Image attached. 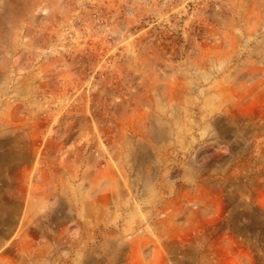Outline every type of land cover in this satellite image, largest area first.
I'll return each instance as SVG.
<instances>
[{"label":"rangeland","instance_id":"rangeland-1","mask_svg":"<svg viewBox=\"0 0 264 264\" xmlns=\"http://www.w3.org/2000/svg\"><path fill=\"white\" fill-rule=\"evenodd\" d=\"M151 228L264 264V0H0V264H130Z\"/></svg>","mask_w":264,"mask_h":264},{"label":"crops","instance_id":"crops-1","mask_svg":"<svg viewBox=\"0 0 264 264\" xmlns=\"http://www.w3.org/2000/svg\"><path fill=\"white\" fill-rule=\"evenodd\" d=\"M208 183H210L211 186H214V182H210V180H207L206 178L199 179L198 183H196L197 185L195 184L196 185L195 188L193 187L192 196L193 197L195 196L196 198L201 194H204L201 191L202 188L201 186H204ZM177 200L178 197L175 198L173 202H176ZM216 201L219 203V198ZM187 202H189L188 199ZM197 214H198V218L202 219L201 213L198 212ZM169 216L171 218L173 215H169ZM190 230L191 229H189V231ZM187 231L188 230H182L183 233H188ZM166 232H171V231H169L168 228ZM117 237L120 239V243L117 245V248H126L129 255H131V258L129 259L130 264H166L169 262L168 252H166L164 240L162 241L163 238H162L161 229L152 230L151 228L150 231L144 229L142 233H139L131 237L129 239L130 241L127 242L123 241L124 239L123 231L119 232Z\"/></svg>","mask_w":264,"mask_h":264}]
</instances>
